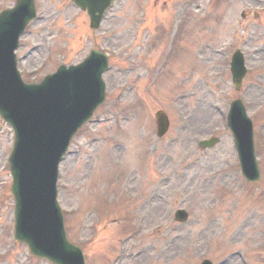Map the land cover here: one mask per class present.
<instances>
[{"label":"rangeland","instance_id":"obj_1","mask_svg":"<svg viewBox=\"0 0 264 264\" xmlns=\"http://www.w3.org/2000/svg\"><path fill=\"white\" fill-rule=\"evenodd\" d=\"M14 3L0 0V9ZM35 6L17 50L25 80L94 48L109 53L107 99L73 138L58 180L68 235L86 264H264V0H117L99 29L70 0ZM236 48L248 68L239 91ZM236 97L253 121L257 183L241 176L225 124ZM159 109L170 119L161 138ZM212 135L215 147L198 149ZM12 141L0 119V264H49L11 238ZM179 208L186 223L174 221Z\"/></svg>","mask_w":264,"mask_h":264},{"label":"water","instance_id":"obj_2","mask_svg":"<svg viewBox=\"0 0 264 264\" xmlns=\"http://www.w3.org/2000/svg\"><path fill=\"white\" fill-rule=\"evenodd\" d=\"M74 1L87 10L90 26L95 28L112 0ZM33 10V0H17L14 9L0 14V115L16 134L10 158L12 193L17 199L16 236L28 242L36 254L59 264H81L79 251L64 239L62 219L54 204L56 166L72 135L104 99L100 76L107 61L105 55L93 51L79 66L60 67L39 84L24 83L12 51ZM231 71L238 89L245 73L239 50L232 57ZM155 116L161 136L169 122L161 110ZM229 123L235 141H252L251 124L239 100L232 103ZM250 160L253 162L252 157ZM243 164L247 169L245 160Z\"/></svg>","mask_w":264,"mask_h":264}]
</instances>
